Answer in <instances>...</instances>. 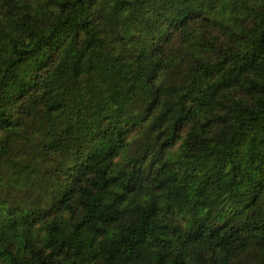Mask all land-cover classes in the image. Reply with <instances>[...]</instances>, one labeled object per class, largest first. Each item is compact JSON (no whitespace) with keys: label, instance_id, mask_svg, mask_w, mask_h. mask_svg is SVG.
Instances as JSON below:
<instances>
[{"label":"trees","instance_id":"obj_1","mask_svg":"<svg viewBox=\"0 0 264 264\" xmlns=\"http://www.w3.org/2000/svg\"><path fill=\"white\" fill-rule=\"evenodd\" d=\"M0 264H264V0H0Z\"/></svg>","mask_w":264,"mask_h":264}]
</instances>
